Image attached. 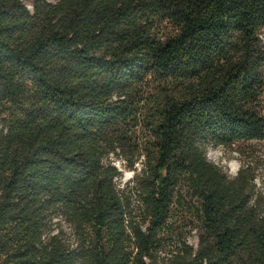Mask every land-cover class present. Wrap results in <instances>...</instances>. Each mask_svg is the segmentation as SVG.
I'll list each match as a JSON object with an SVG mask.
<instances>
[{
	"label": "trees",
	"instance_id": "trees-1",
	"mask_svg": "<svg viewBox=\"0 0 264 264\" xmlns=\"http://www.w3.org/2000/svg\"><path fill=\"white\" fill-rule=\"evenodd\" d=\"M29 1L0 0V264H264L253 166L207 156L264 139V0Z\"/></svg>",
	"mask_w": 264,
	"mask_h": 264
},
{
	"label": "rangeland",
	"instance_id": "rangeland-1",
	"mask_svg": "<svg viewBox=\"0 0 264 264\" xmlns=\"http://www.w3.org/2000/svg\"><path fill=\"white\" fill-rule=\"evenodd\" d=\"M31 8L30 1L24 0ZM55 2L57 0H48ZM264 38V35H263ZM237 148L242 149L245 155H241ZM207 156L209 160L225 168L231 175L235 176L242 164L248 162L253 166L256 173V184L258 187L264 190V139L261 140H249L239 141L233 144V148H226L222 146H208ZM115 163L123 171L122 182L130 180L134 172L125 167V163L122 159L114 157ZM138 170L141 168L140 161L136 164ZM175 221L173 228H170V232L180 230L183 232V236L186 240L197 247L199 242L200 231L194 226L191 219L182 215L181 211H177L173 216ZM178 228V229H174Z\"/></svg>",
	"mask_w": 264,
	"mask_h": 264
}]
</instances>
